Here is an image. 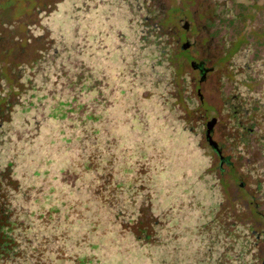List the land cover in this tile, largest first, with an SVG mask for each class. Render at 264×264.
<instances>
[{"label":"rangeland","instance_id":"rangeland-1","mask_svg":"<svg viewBox=\"0 0 264 264\" xmlns=\"http://www.w3.org/2000/svg\"><path fill=\"white\" fill-rule=\"evenodd\" d=\"M1 5L0 232L18 245L0 264H226L230 217L183 128L178 53L142 23L149 0ZM245 17L229 51L264 38Z\"/></svg>","mask_w":264,"mask_h":264},{"label":"flooded vegetation","instance_id":"flooded-vegetation-1","mask_svg":"<svg viewBox=\"0 0 264 264\" xmlns=\"http://www.w3.org/2000/svg\"><path fill=\"white\" fill-rule=\"evenodd\" d=\"M168 5L149 0L142 23L160 53H178L181 77L172 78L192 106L183 128L196 138L230 217L226 264H264V38L229 51L235 35L245 34L246 14L256 28L264 21V0H179L164 24Z\"/></svg>","mask_w":264,"mask_h":264},{"label":"trees","instance_id":"trees-1","mask_svg":"<svg viewBox=\"0 0 264 264\" xmlns=\"http://www.w3.org/2000/svg\"><path fill=\"white\" fill-rule=\"evenodd\" d=\"M1 10L5 7L3 5L0 6ZM8 169L6 168L5 170H1L0 175L4 176L5 179L9 180L8 176ZM4 177L0 178V230L3 228L4 224V219L7 216V211H8V200L6 198L7 190H5L2 186V180ZM11 186V185H10ZM7 231V229H4ZM0 233H3L4 236L0 235V260H9L11 257L14 256V252H16L17 249V242L15 241L14 238H12V234L10 235L9 231L8 232H3L1 231Z\"/></svg>","mask_w":264,"mask_h":264}]
</instances>
